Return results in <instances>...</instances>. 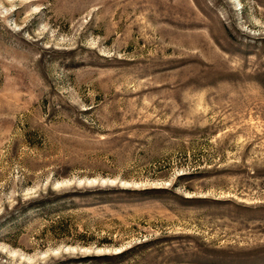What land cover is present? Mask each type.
I'll list each match as a JSON object with an SVG mask.
<instances>
[{
  "label": "rangeland",
  "instance_id": "1",
  "mask_svg": "<svg viewBox=\"0 0 264 264\" xmlns=\"http://www.w3.org/2000/svg\"><path fill=\"white\" fill-rule=\"evenodd\" d=\"M139 242L264 264V0H0V264Z\"/></svg>",
  "mask_w": 264,
  "mask_h": 264
},
{
  "label": "trees",
  "instance_id": "2",
  "mask_svg": "<svg viewBox=\"0 0 264 264\" xmlns=\"http://www.w3.org/2000/svg\"><path fill=\"white\" fill-rule=\"evenodd\" d=\"M41 200H43V197H41ZM43 202H45V200H43ZM50 205L51 204H28V207L35 206L36 208L38 207L48 210L51 208L63 209L67 206H76L77 204H58V206L56 207H51ZM97 243L101 245L105 243H110V241H108L107 238H103L102 240H98ZM147 244V242H139L135 245L121 250L120 252L115 253L63 255L60 260L54 263L48 262L47 264H123V260L127 256L133 254L140 248L147 246Z\"/></svg>",
  "mask_w": 264,
  "mask_h": 264
},
{
  "label": "water",
  "instance_id": "3",
  "mask_svg": "<svg viewBox=\"0 0 264 264\" xmlns=\"http://www.w3.org/2000/svg\"><path fill=\"white\" fill-rule=\"evenodd\" d=\"M67 250H68V248H66ZM81 249V251H83L84 249L83 248H80ZM88 251H94V252H97V251H100V249H98V248H92V249H87ZM120 248H116V249H114V252H120ZM102 251V250H101ZM107 252H110L111 251V249H107L106 250Z\"/></svg>",
  "mask_w": 264,
  "mask_h": 264
}]
</instances>
